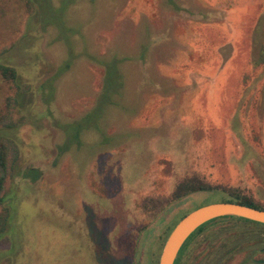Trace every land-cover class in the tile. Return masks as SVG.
Here are the masks:
<instances>
[{"label": "rangeland", "instance_id": "1", "mask_svg": "<svg viewBox=\"0 0 264 264\" xmlns=\"http://www.w3.org/2000/svg\"><path fill=\"white\" fill-rule=\"evenodd\" d=\"M0 58L30 87L0 75V126L42 172L5 181L0 264H157L224 190L264 206V0H0ZM262 226L217 218L180 264H264Z\"/></svg>", "mask_w": 264, "mask_h": 264}, {"label": "trees", "instance_id": "2", "mask_svg": "<svg viewBox=\"0 0 264 264\" xmlns=\"http://www.w3.org/2000/svg\"><path fill=\"white\" fill-rule=\"evenodd\" d=\"M187 60L188 61L191 60L189 56L187 57ZM117 72L118 70L115 66L114 73H116V75L119 77V73L117 74ZM0 75L4 79L10 80L14 83L18 91L15 101L19 105H23L21 104L22 103L21 100L23 99L25 94L27 95L28 93H30V87L24 83L22 76L17 72V69L12 64L4 62L0 58ZM119 85H120L119 82H117L113 90H111V88L107 89L106 97L108 101L111 102L112 95L117 93ZM82 128L83 127H81V129ZM18 129H19V124L15 122H8V123L3 122L2 125L0 126V240L6 236L9 242H11V236L8 232V226L10 220L9 204L12 203L11 202L12 198H14V202H15L16 191H11L10 193L6 194V192H4L5 181L7 177H10L11 179L21 178L34 182L40 179V177L42 176V172L39 168L34 166L20 165L19 144H18L19 141L17 136ZM220 187L221 186H211L198 179L196 180L183 179L175 186L173 197L179 198L181 196H185L195 191L219 189ZM224 192H226V195L221 198V201L237 202L255 208L264 209L262 203L256 201L253 197L246 195L241 189L237 187L228 188L224 190ZM215 220L217 219L210 220L207 223L201 225L192 233L193 234L192 237L189 236V238L185 241V243L182 245L181 249L179 250V253L174 262L175 264H180V261L182 260L183 256L188 252L193 237H195L197 234L202 232L206 224L211 223ZM246 221H250V220H246ZM262 225L263 224H261V226ZM262 227H264V225ZM257 262L264 263V257H259L257 259Z\"/></svg>", "mask_w": 264, "mask_h": 264}, {"label": "water", "instance_id": "3", "mask_svg": "<svg viewBox=\"0 0 264 264\" xmlns=\"http://www.w3.org/2000/svg\"><path fill=\"white\" fill-rule=\"evenodd\" d=\"M238 217L264 225V209L229 201L210 202L186 213L169 232L157 264H174L179 250L201 225L220 217Z\"/></svg>", "mask_w": 264, "mask_h": 264}, {"label": "flooded vegetation", "instance_id": "4", "mask_svg": "<svg viewBox=\"0 0 264 264\" xmlns=\"http://www.w3.org/2000/svg\"><path fill=\"white\" fill-rule=\"evenodd\" d=\"M260 49H261V47H260ZM187 213H188V212H187ZM185 214H186V213H185ZM185 214H184V215H185ZM184 215H183V216H184ZM183 216H182V217H183ZM182 217H181V218H182ZM181 218H180V219H181ZM180 219H179V220H180ZM179 220H178V221H179ZM178 221H177V222H178ZM177 222H176V223H177ZM176 223H175V224H176ZM174 264H175V263H174Z\"/></svg>", "mask_w": 264, "mask_h": 264}]
</instances>
